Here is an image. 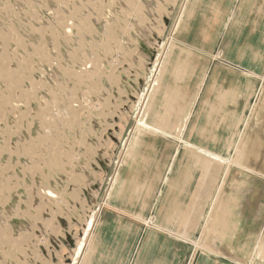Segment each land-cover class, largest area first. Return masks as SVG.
Instances as JSON below:
<instances>
[{
	"label": "rangeland",
	"instance_id": "rangeland-1",
	"mask_svg": "<svg viewBox=\"0 0 264 264\" xmlns=\"http://www.w3.org/2000/svg\"><path fill=\"white\" fill-rule=\"evenodd\" d=\"M188 2L0 0V264H264V177L232 164L264 125V68L227 44L247 43L241 0L226 53L184 54ZM209 151L217 181L192 159Z\"/></svg>",
	"mask_w": 264,
	"mask_h": 264
},
{
	"label": "crops",
	"instance_id": "crops-1",
	"mask_svg": "<svg viewBox=\"0 0 264 264\" xmlns=\"http://www.w3.org/2000/svg\"><path fill=\"white\" fill-rule=\"evenodd\" d=\"M188 1L189 2L186 6L183 21L180 27V35H182L181 33H185L190 36L192 40L188 41V39H186V42L183 43L185 53L183 51L181 52L189 54L190 52L212 51V49L218 47L216 45H218L219 38H222L227 32V25L221 28V26H218V21L221 20L224 22L227 20L229 11L225 6L228 5L229 0L228 2L227 0ZM241 1L243 10H241L237 20L241 21V27L245 30V36L243 38L247 40V43L246 45H243L241 41L232 40L231 30L229 34L231 41H227V44L233 45L234 48V44L236 43L234 50H236L237 53L238 51L242 52L241 58L239 59L241 62V65H239L240 68L261 69L264 68V64L261 63L259 65L254 58L255 56H262L263 58L264 54V0H253L252 3L250 0ZM208 14L212 15L211 24L208 22ZM237 25H239V23H237ZM220 29H223V31L220 32ZM219 48L222 49L223 53H226V46H223L222 48L219 45L218 49ZM247 54H249L250 57L247 56ZM185 57L190 58L186 55ZM247 59H249L252 63L245 64ZM245 81V84H249L248 79H245ZM248 90L250 89L247 88V91ZM238 95L239 92H237V94H226L225 97L226 100L232 99L233 101H239L240 98ZM239 107L240 106L237 105V108ZM237 128L236 131H234L235 133H237ZM230 141H232V137L230 140L226 141L227 145ZM227 258L230 260L235 259L234 257L230 258V255Z\"/></svg>",
	"mask_w": 264,
	"mask_h": 264
},
{
	"label": "bare ground",
	"instance_id": "bare-ground-1",
	"mask_svg": "<svg viewBox=\"0 0 264 264\" xmlns=\"http://www.w3.org/2000/svg\"><path fill=\"white\" fill-rule=\"evenodd\" d=\"M70 1H72V0H70ZM100 1V0H99ZM93 2V1H92ZM96 3V2H95ZM137 3H138V1H137ZM91 4V3H90ZM92 5H93V3H92ZM106 5V4H105ZM73 6V5H72ZM99 5H98V3H97V7H98ZM139 7V6H138ZM71 8V7H70ZM99 8H101V6L99 7ZM106 8V7H105ZM131 9H132V7H130ZM142 8V7H141ZM184 8V7H183ZM182 8V9H183ZM76 9V8H75ZM80 9V8H79ZM102 9V8H101ZM162 9V8H161ZM75 11V10H74ZM95 12V11H94ZM97 12H98V10H97ZM130 12V11H129ZM128 12V13H129ZM159 12V11H158ZM80 13V12H79ZM137 14V13H136ZM140 14V13H139ZM181 14V13H180ZM77 15V14H76ZM129 15H131V14H129ZM146 15V14H145ZM79 16V15H78ZM143 15H141V17H142ZM131 17H132V15H131ZM145 17H147V16H145ZM70 18V17H69ZM76 18H77V16H76ZM76 20V19H75ZM79 20V19H78ZM82 23V22H81ZM89 23V22H88ZM92 23V22H91ZM79 24V23H78ZM88 25V24H87ZM67 27V26H66ZM89 28V27H88ZM92 29V28H91ZM117 30V29H116ZM61 31V30H60ZM42 32V31H41ZM51 32V31H50ZM85 32V31H84ZM92 32V31H91ZM47 33V32H46ZM83 33V32H82ZM87 34V33H86ZM56 39V38H55ZM110 40V39H109ZM113 40V39H112ZM115 43V42H114ZM92 45V44H91ZM95 45H96V43H95ZM99 48V47H98ZM102 49V48H101ZM260 54V53H259ZM79 57V56H78ZM263 58H264V54H263ZM263 58H262V56H260V57H258V56H255V58H254V60L260 65L261 63L262 64H264V61H263ZM183 65H185V64H183ZM113 67H114V65H113ZM134 68V67H133ZM183 68V67H182ZM4 70V69H3ZM116 70V69H115ZM182 70V69H181ZM184 70V69H183ZM27 72V71H26ZM3 73V72H2ZM11 73V72H10ZM181 73V72H180ZM182 74V73H181ZM24 75H25V73H24ZM180 76V75H179ZM153 77V76H152ZM0 78H1V76H0ZM27 78V77H26ZM14 82H15V80H14ZM13 83V82H12ZM15 83H17V82H15ZM22 83V82H21ZM139 85V84H138ZM96 86V85H95ZM114 86V85H113ZM140 87V86H139ZM147 90V89H146ZM242 90H243V92L242 91H240L239 92V95H238V97L240 98L239 99V101L238 102H245L246 101V99H249V98H251V91L250 90H248L247 91V89H246V93L244 92V90H245V88L242 86ZM247 93H248V96H247ZM236 94H237V92H236ZM247 96V97H246ZM143 100V99H142ZM12 101V100H11ZM116 101V100H115ZM260 103L261 102H264V89H263V91H262V94H261V97L259 98V100H258ZM257 101V102H258ZM258 102V103H259ZM151 103V102H150ZM99 104V103H98ZM128 104V103H127ZM152 105V104H151ZM150 105V106H151ZM170 105V104H169ZM245 105V104H244ZM263 105H264V103H263ZM123 106V105H122ZM149 106V107H150ZM168 106V105H167ZM238 106H240V105H238ZM121 107V106H120ZM236 107V106H235ZM169 108V107H168ZM237 108V107H236ZM152 110V109H151ZM263 112H264V108H262L261 109ZM16 111V110H15ZM118 111V110H117ZM150 111V110H149ZM148 111V112H149ZM237 111H238V109H237ZM109 112H110V110H109ZM148 112H147V114H148ZM18 114V113H17ZM228 114H231L232 116H233V120H235V119H237V116H236V114H235V112H230V113H228ZM227 114V115H228ZM117 115V114H116ZM264 115V114H263ZM122 116V115H121ZM103 117V116H102ZM146 117V116H145ZM163 119V118H162ZM138 121H139V119H138ZM80 124V123H79ZM141 129V128H140ZM138 130V129H137ZM85 131V130H84ZM122 131H124V130H122ZM143 131V130H142ZM141 131V132H142ZM146 131V130H145ZM160 131V130H159ZM139 132V131H138ZM144 132V131H143ZM146 133V132H145ZM235 135H237V133H232V135H231V137H232V141H234V138H233V136L235 137ZM123 136V135H122ZM232 141H231V143H232ZM136 145V144H135ZM231 145V144H230ZM232 146V145H231ZM56 151V150H55ZM133 151H134V148H133ZM204 152H205V155H207L206 154V151L205 150H203ZM57 152V151H56ZM203 152V153H204ZM195 153V152H194ZM194 153L193 152H191V154H192V159L194 160V161H196V163H194V164H196V167H197V169H200L201 171L200 172H202L203 171V173H206V175H208L209 176V178H210V181H212V180H214V181H217L216 180V176H217V174H216V169H215V167H213L212 165H213V163L215 164L216 162H220V164L221 163H224L225 161H224V159L222 160V157H220L219 156V158H218V155H215V156H212V154H210V151H209V155H210V157H211V159L209 158V159H207V158H203V157H200V156H198V155H194ZM131 154V153H130ZM219 154V153H218ZM202 155V154H201ZM54 156V155H53ZM208 156V155H207ZM54 158V157H53ZM72 158V157H71ZM221 158V159H220ZM216 161H215V160ZM54 160V159H53ZM226 160V159H225ZM72 161V160H71ZM74 161V160H73ZM73 161L71 162V163H73ZM230 163V162H229ZM228 163V165H230ZM218 164V163H217ZM232 164H233V166L235 167H237V168H239V169H241V170H243V171H245V172H247L248 174H254V175H256L257 177L258 176H260V177H264V125H262V127H260L251 137H249L248 135H247V133H245V132H242L241 133V135H240V139H239V141H238V145H237V150H236V152H235V155H234V158H233V161H232ZM60 165V164H59ZM223 165V164H222ZM222 165H219V166H222ZM50 166V165H49ZM219 166H217V167H219ZM195 167V166H194ZM230 167H231V165H230ZM229 167V168H230ZM51 168V167H50ZM61 168V167H60ZM229 168H228V170H229ZM34 169V168H33ZM219 169V168H218ZM63 170V169H62ZM253 175V176H254ZM207 177V176H206ZM209 178H207V179H209ZM205 179V178H204ZM209 181V180H208ZM207 181V182H208ZM214 181H213V183H214ZM205 182H206V180H205ZM210 183V182H209ZM208 183V184H209ZM187 184H188V182H187ZM214 184H216V183H214ZM214 184H212L211 186H213ZM207 186H209V185H207ZM211 186H209V187H207V192L208 193H210V194H212V188H211ZM224 183H222L221 184V186H220V189H219V192L218 193H221V192H223V190H224ZM206 187V186H205ZM215 187V186H214ZM203 188V187H202ZM137 189V188H136ZM135 189V190H136ZM215 191H218V190H215ZM207 192H205V193H207ZM48 195V194H47ZM54 195V194H53ZM223 194H221V196H222ZM55 196V195H54ZM204 196V195H203ZM219 195H217L216 197H218ZM220 196V197H221ZM48 197V196H47ZM57 196H55V198H56ZM54 198V197H53ZM204 198V197H203ZM206 198V197H205ZM199 200V199H198ZM226 200V199H225ZM199 201H201V200H199ZM44 202V201H43ZM48 202V201H47ZM53 202V201H52ZM215 203V202H214ZM219 203L221 204V201H219ZM217 206V205H216ZM237 206V205H236ZM212 207H213V205H212ZM220 207V206H219ZM235 207V206H234ZM241 207V206H240ZM215 208V207H214ZM194 209H195V207H194ZM193 209V210H194ZM219 209V208H218ZM241 209H243V210H239V214L240 213H244L245 212V207H242ZM212 210V209H211ZM202 211V210H201ZM234 211V210H233ZM214 212V211H213ZM218 212V211H217ZM216 212V214H218V213H220L219 215H218V220L217 221H219V225L223 228V229H228L229 227L230 228H236V229H240V224H242V221H243V219H244V216L243 215H233L232 213V210L231 209H227V207L226 206H224V209L222 210V211H219L218 213ZM235 212V211H234ZM236 213V212H235ZM48 214V213H47ZM56 214V213H55ZM178 214V213H177ZM197 215V214H196ZM203 215V214H202ZM206 215V214H205ZM210 216V215H209ZM53 217V216H52ZM213 217V216H212ZM211 217V218H212ZM69 218V217H68ZM185 218V217H184ZM190 219L192 218V217H189ZM204 218V217H203ZM206 218V217H205ZM179 219V218H178ZM181 219V218H180ZM209 219V218H208ZM182 220V219H181ZM189 220V219H188ZM211 220V219H210ZM68 221H70V220H68ZM153 221V220H152ZM194 221V220H193ZM88 222V221H87ZM172 222V221H171ZM170 222V223H171ZM195 222V221H194ZM207 223V222H206ZM209 223V222H208ZM172 224V223H171ZM189 223L187 222V225H188ZM213 225V224H212ZM91 226H92V224H91ZM189 226V225H188ZM206 226H207V224H206ZM210 226V225H209ZM208 226V227H209ZM53 227V226H52ZM190 227H191V225H190ZM155 228H156V226H155ZM229 228V229H230ZM186 229H188V228H186ZM191 229V228H190ZM52 230V229H51ZM162 230V229H161ZM205 230V229H204ZM56 231V230H55ZM186 231V230H185ZM188 231H189V229H188ZM187 231V232H188ZM224 231V230H223ZM57 232V231H56ZM55 232V233H56ZM158 232H159V230H158ZM165 232V231H164ZM186 232V233H187ZM221 232V231H220ZM228 232V231H227ZM163 233V232H162ZM173 234V233H172ZM171 234V235H172ZM183 237V236H182ZM227 238H232V236H229V235H227L226 236ZM180 238V237H179ZM261 244H262V247L260 248V254H263L264 255V235H263V233H262V235H261ZM6 239V238H5ZM183 239V238H182ZM85 240V239H84ZM87 241V240H86ZM187 241V240H186ZM190 241V240H189ZM9 242V241H8ZM84 244V243H83ZM210 244V243H209ZM9 245V244H8ZM85 245V244H84ZM10 248V247H9ZM16 248V247H15ZM14 248V249H15ZM11 249V248H10ZM9 249V250H10ZM16 250H17V248H16ZM48 250V249H47ZM82 250H83V246H82ZM204 250V249H203ZM49 251V250H48ZM92 251V250H91ZM7 252H8V250H7ZM6 252V253H7ZM17 252V251H16ZM81 252V251H80ZM208 252H210V251H208ZM18 253V252H17ZM5 254V253H4ZM212 254V253H211ZM8 256V255H7ZM7 256H6V258H7ZM13 256V255H12ZM83 256V255H82ZM5 257V256H4ZM220 257V256H219ZM264 257V256H263ZM16 258V257H15ZM81 258V257H80ZM12 259V258H11ZM7 260V259H6ZM13 260V259H12ZM8 261V260H7ZM23 264V263H22ZM25 264V263H24ZM86 264V263H85ZM88 264V263H87ZM255 264H257V262L255 263Z\"/></svg>",
	"mask_w": 264,
	"mask_h": 264
}]
</instances>
